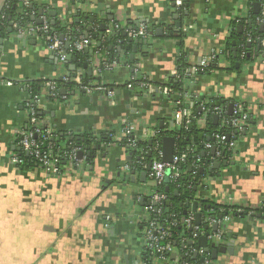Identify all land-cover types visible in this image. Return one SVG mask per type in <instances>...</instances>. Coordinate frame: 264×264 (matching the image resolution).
Returning a JSON list of instances; mask_svg holds the SVG:
<instances>
[{
    "label": "crops",
    "instance_id": "0c3cea01",
    "mask_svg": "<svg viewBox=\"0 0 264 264\" xmlns=\"http://www.w3.org/2000/svg\"><path fill=\"white\" fill-rule=\"evenodd\" d=\"M28 1L37 8L35 24L43 19L74 22L82 34L88 33L91 47L88 60L79 68L76 58L60 60L41 39L18 33L12 22L8 33L0 35V75L7 81L0 82V264H142L146 243L141 225L157 184L148 171L143 176L145 170L127 168L135 162V154L121 144L123 121L134 124L140 137L153 130L172 132L176 106L175 97L126 85L135 75L151 84H164L173 76L180 42L169 38L170 32L186 33L183 51L188 64L196 67L213 50L225 51L231 21L250 22V11L259 17L262 5L258 0H186L181 17L170 0ZM6 3L0 0V13ZM116 24L121 30L109 32ZM141 25L151 35L147 44H136L133 53L134 45L123 34ZM118 33L126 39L113 44ZM111 50L118 51L119 58L112 70L102 73L99 83L114 90L112 99L67 87L66 79L80 69L83 76H94V68ZM228 58L220 55L219 69L189 79L185 92L201 102L200 113L220 107L228 116L247 114L249 128L240 132L234 127L229 135L235 152L232 160L220 159L216 149L214 154L212 149L203 150V157L211 152L215 158L201 166L189 210L201 201L240 211L264 206V49L260 46L245 63H237L239 72L230 69ZM48 81L61 84L56 99L46 97ZM31 82L41 83L40 125L51 134L93 135L92 148L100 145V150H93L91 159V151L74 149L75 159L52 177L40 166L22 165L18 137L28 121L25 102ZM215 116L223 123L221 116ZM197 212L201 214L200 207ZM226 217H207V232L211 236L221 232L227 238L220 240L221 246L233 241V252L220 253L209 264H264V219ZM215 224L218 230H213ZM216 242L209 239L211 256L210 245ZM163 264H183L179 251L174 249Z\"/></svg>",
    "mask_w": 264,
    "mask_h": 264
},
{
    "label": "trees",
    "instance_id": "16d2710c",
    "mask_svg": "<svg viewBox=\"0 0 264 264\" xmlns=\"http://www.w3.org/2000/svg\"><path fill=\"white\" fill-rule=\"evenodd\" d=\"M261 5L264 4V0H258ZM187 10L186 0H184L183 7L179 12L180 16H184ZM37 15V8L24 5L23 0H7L3 11L0 13V35H6L8 33L9 25L12 21H19L20 26L23 27L27 23H34L32 18ZM258 15L252 14L250 11V17L248 20L251 22L247 23L245 19L242 20H233L230 22V35L226 41L225 51L223 55H228V59L231 63L230 69L234 71H240V69L236 68L237 63L240 65L245 63L249 59V55L252 54L256 49L260 39H264V31H261V25L257 23ZM51 24V22H50ZM242 26L243 30L240 32L239 27ZM52 31L57 32L61 36H65L68 40L73 41L75 38L81 37L82 30L72 22L69 26L64 24L60 19L55 20V25L51 24ZM122 33V32H121ZM121 33L113 39V44H117L118 40H124L125 37L122 36ZM186 33L180 32L177 36L173 35L172 32L169 33V38H176L180 42V53L177 60V72L179 77L172 76L166 83L164 84H154L156 87H168L175 94H183L186 91V82L197 76V75H205L209 74L213 71L219 69L216 66L217 62H213L210 66L205 69L203 72H198L195 75H189L187 70L191 68V66L187 62V55L183 51V46L185 42ZM251 39V41H249ZM233 43H235L237 56L234 57L233 52ZM89 53L85 51L80 53H73V57L77 59V66L81 68L83 64L88 60ZM119 58V52L115 50H111L107 53L106 60L109 63L117 62ZM133 66L134 64L131 63ZM75 76V73L74 75ZM57 82V81H56ZM93 82H100V78L95 76H83V84L91 85ZM59 86H61L60 82H57ZM149 83L146 79L140 78V76H134L133 80L129 82L126 86L133 88L134 90H140L141 84ZM38 82L28 83L27 89L29 90L32 99L40 94V85ZM67 87L70 88H79L76 83H66ZM96 85V84H95ZM66 86V85H65ZM109 87V86H106ZM53 100V99H52ZM201 104L199 100H196L192 105L193 111V120L191 125L182 126L180 128H176V130L172 132H164L160 131V139L163 140L166 136H174L176 138V143L179 148L184 149L186 146H193L195 149V153L191 155L188 159V162L185 166L181 168L182 176L177 181H172L170 179L165 180L161 185H157L156 193L165 196L166 199L162 201V203L154 206V210L150 212L146 218L144 219L141 225L142 233H145L147 230V226L149 222H154L160 228L167 230L170 233V238L163 242V244L167 242H171L173 248L178 250L180 253V260L183 264H203L205 259L212 261V256L209 253L204 255H196L193 252V249L197 248V241L191 242L193 239L194 231L188 226L186 223V219L189 215V204L195 197L194 188L197 186L198 181L200 179V171L201 166L203 164H207V162H211L212 158H215L211 152H207L206 156H202L204 145L210 143L213 147L216 148L217 152H220V159L222 160H232L234 157V150L230 147L231 139H228L229 135L234 133L235 128L232 125V120L237 119L238 114H233L228 116L224 112V117L227 119L226 124H223L222 121H217L214 123V109L208 108L206 114L200 113L198 110V106ZM225 109V108H224ZM40 109L37 111V116L41 118ZM204 118L206 120V125L201 127L197 124V119ZM41 133L45 135L46 129L43 126H39ZM36 127L30 126L27 124L24 127L25 131H34ZM216 135H224L227 137V140L218 143L216 141ZM46 136V135H45ZM35 139H38L44 148L48 146L52 147V151L54 155L64 156L65 153H70L74 149H86L87 151H91L93 155V144L95 142V138L93 135H69L66 133H50L46 137L36 136ZM123 147L125 144L121 143ZM153 145V143H152ZM151 145V146H152ZM149 145V141L141 142L138 146L137 151L129 150L130 152H134L135 162L139 161L140 158L145 157L147 160H151L149 156V151L144 153L142 151L143 148L151 147ZM23 152V151H22ZM90 159L92 157H89ZM20 160L22 161V165L25 168H31L34 166H39L31 156L27 153H22L20 156ZM67 162L66 159L61 160V166L65 165ZM132 163L131 170H140L138 168L137 163ZM199 162V163H198ZM200 164V165H199ZM193 165L192 170H190ZM197 165L198 168H197ZM204 175V174H202ZM201 206L200 212L201 216H203V222L199 225L200 230H208V222L207 217H211L215 220H219L222 216H236V217H245V216H254L261 214L264 216V206L252 209H245L240 211L236 207H229L224 205L212 204L210 202L201 201L198 202ZM152 202L148 203L146 208L152 206ZM173 215L176 216V222L173 219ZM196 223V222H195ZM171 254L165 255V260H169ZM163 261L158 260V256L151 253L149 250H145L142 254V263L146 264H163Z\"/></svg>",
    "mask_w": 264,
    "mask_h": 264
},
{
    "label": "built area",
    "instance_id": "2783aa9c",
    "mask_svg": "<svg viewBox=\"0 0 264 264\" xmlns=\"http://www.w3.org/2000/svg\"><path fill=\"white\" fill-rule=\"evenodd\" d=\"M23 1L24 5H29L28 0ZM170 1L172 5L177 8L178 12H180L183 7L184 0ZM41 22L42 23L39 25L35 23H27L25 26L21 27L19 21H12V25L20 34L26 32L31 36H35L41 39L47 46L48 50L57 55L60 60L66 59L65 47L66 43L68 42L70 43L68 54L72 55L73 53L83 52L91 47V40L89 38H85L82 35L81 37L75 38L73 41H70L67 37L61 36L57 32L52 31L50 21H48L47 19H43ZM257 23L261 25V27L264 26V4L261 7L260 16L258 17ZM67 25L69 26L70 24ZM120 30L121 27L118 24L114 25V27H112L111 29H108L109 32H118ZM126 32L127 37L130 39L149 40L151 35L150 29L145 25H141L137 28L127 30ZM249 41H251V39H249ZM259 43L260 46L264 49V39H260ZM97 53H99V51ZM99 54L101 55V53ZM222 54L224 53L219 52L217 50H213L212 53L208 57L203 58L196 67H191L190 69H188L187 73L189 75H195L198 72H203L210 66L211 63L216 62L218 57ZM114 67V63H109L105 59H101L99 64L93 70L94 76L101 78V75L104 71L112 70ZM82 76L83 72L80 69L79 71L75 72L74 77L66 79L65 82L68 83L72 81L76 83L80 89H83L88 92H99L108 96L110 99L115 96V92L113 89H111L110 87H106L101 83H99L97 86L93 84L84 85ZM173 76L179 77L177 70L174 71ZM0 82L7 83V81H5L1 77V75ZM45 85L48 88L46 97L50 99H56L59 95V84L56 81H48ZM141 88L145 93L147 92L148 94L164 95L171 98L175 97L173 101V104H175L176 106V109L174 111L175 127L180 128L182 126L191 125V122L193 120L192 105L196 100L195 98L190 96L188 92H185L183 94H175L168 87H156V85L151 83H143L141 84ZM29 95L30 97L25 102L26 113L28 116L27 124H30V126L33 127L35 126L36 129L34 131H25L24 129H22L18 137L19 145L24 153H27L29 156H31L33 160L39 163V166L43 168L45 173L49 177H52L61 173L62 159H66L67 161H73L75 159V150L70 153H65L64 156L54 155L51 146L44 148L42 146V143L38 139H35L37 135L40 137H46L50 133L46 130L45 136L43 135V133H41L39 128L41 118L37 116V111L39 110L42 104V98L38 95L32 99L31 94ZM214 113L218 114V116H221L223 124H226L227 119L224 117V111L222 108H216L214 110ZM196 122L201 127H204L206 125V120L204 118H199ZM123 124L124 126L122 128L120 141L125 144L124 148L128 150L133 149L137 151L138 146L141 142L149 141V139H151L153 142V145L151 147L142 149L144 153H146L147 151H149V153H152L151 160H147L145 157L140 158L139 161L135 162L137 163L138 168L140 167V169L146 170L149 167V164L151 163L149 175L156 182L157 185H161L167 178L172 181H177L179 178H181V168L187 164L189 157L195 153V149L193 146L190 145L186 146L184 149H181L176 143L173 162L171 164H167L163 162V140L160 139V131L153 130L148 131L147 133L143 132L142 137H140L137 136L135 133L136 126L134 124L130 123L127 120H124ZM232 125L233 127H236L240 132H245L249 128L247 114H241L239 119L232 120ZM215 138L218 143H222L227 140V137L224 135H216ZM233 146L234 144L231 143L230 147ZM213 148L215 147H213L210 143L204 145L205 150ZM218 155L220 157V152H218ZM130 167L131 166H127L128 169H130ZM168 171L170 172L169 174L167 173ZM164 199H166L165 196H162L156 193L155 191L151 199L153 205L146 208V215L152 212L154 210V206L162 203ZM172 217L176 222V216L173 215ZM226 219L229 220V217H226ZM195 222V213H189L186 219V223L194 231L193 239L191 240L192 243L195 242V239H198L196 240L198 242L200 237L205 235H207L208 240H215L217 241V243H220V240L223 239V234L221 232H217L211 236L206 230H200L199 225H196ZM169 238L170 233L167 230L160 228L154 222H149V225L147 226V230L145 232V250H149L152 254L157 255L158 260L160 262L163 261L162 263H164L165 255L170 254L174 251L171 242L163 244V242H166V240ZM193 252L201 256L205 254L204 250L201 248H195L193 249ZM209 263L210 260L208 259H205L203 262V264Z\"/></svg>",
    "mask_w": 264,
    "mask_h": 264
},
{
    "label": "water",
    "instance_id": "95a60500",
    "mask_svg": "<svg viewBox=\"0 0 264 264\" xmlns=\"http://www.w3.org/2000/svg\"><path fill=\"white\" fill-rule=\"evenodd\" d=\"M259 10H260V5L256 4L255 5V8H254V13L255 14H258L259 13ZM55 16V14H54ZM38 24H41V21L38 22ZM51 24L54 26L55 25V21H51ZM178 26H180V23H178ZM134 27L130 28L133 29ZM241 29V27H240ZM102 30L104 31L105 30V27L103 26L102 27ZM159 31H161V29H158ZM261 31H264V26L261 27ZM83 35L88 38L89 35L88 33H83ZM125 37H127V32L123 34ZM63 39V37H62ZM149 40H146V39H140V40H135V39H130V43H132L134 46H132V50L134 51L133 53L136 52V44H140L142 45L143 43L144 44H147ZM69 42L66 43V47H65V53H66V59H68L69 61H75V58L73 57L72 54H68V50H69ZM233 52H234V57L237 56V52H236V47H235V43H233ZM131 47H128L127 49L130 50ZM257 49L260 50V43H258L257 45ZM86 53L89 52V49H86L85 50ZM86 67V66H85ZM72 69H75V67H73ZM90 75H92V69H91V72H90ZM232 108V105H230V109ZM214 119L216 120V122L218 121V117L215 116ZM152 140L149 141V145L151 146L152 145ZM175 147H176V138L174 136H166L163 138V162L167 163V164H171L173 162V158H174V153H175ZM93 150H100V145H97L95 147H93ZM215 153V148L212 149V154ZM78 159L81 160L82 157H83V152L80 151L78 152ZM89 157H93V155L91 154V152L88 153ZM149 156L151 157L152 156V153L150 152L149 153ZM227 163H224V165H226ZM219 167L218 165L215 166V168ZM151 169V163L149 164V167L145 170V172L143 173V176L146 175V172L150 171ZM135 172L132 171L131 174L133 175ZM168 174L170 173L169 171L167 172ZM168 180V178L166 179ZM196 188V187H195ZM201 206L199 203H194V207L193 209L189 210L188 212L192 211L195 213V216H196V225H200V222H201V214L197 212L198 210V207ZM257 218L261 219L263 218L264 219V216H262L261 214L257 215L256 216ZM254 216H250V218L254 219L256 218ZM220 218H223L222 216ZM213 230H218V224H215L214 227H213ZM224 240H227L226 237L223 238ZM208 243H209V240L207 238V235L205 236H202L200 237L199 241L197 242V249H200V248H204L205 251L208 253V252H211V250L208 248ZM233 241L230 245L224 247V246H221L220 243H214V244H211L210 246L213 247V251H212V259L213 260H216L217 257H218V254L220 253H232L233 251Z\"/></svg>",
    "mask_w": 264,
    "mask_h": 264
}]
</instances>
